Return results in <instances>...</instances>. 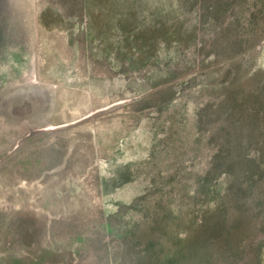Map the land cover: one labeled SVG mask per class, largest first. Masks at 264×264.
I'll list each match as a JSON object with an SVG mask.
<instances>
[{"label":"rangeland","instance_id":"obj_1","mask_svg":"<svg viewBox=\"0 0 264 264\" xmlns=\"http://www.w3.org/2000/svg\"><path fill=\"white\" fill-rule=\"evenodd\" d=\"M157 11L182 43L138 52L136 18ZM217 176L246 201L247 239L206 262L257 264L264 0H0V264H206Z\"/></svg>","mask_w":264,"mask_h":264},{"label":"trees","instance_id":"obj_2","mask_svg":"<svg viewBox=\"0 0 264 264\" xmlns=\"http://www.w3.org/2000/svg\"><path fill=\"white\" fill-rule=\"evenodd\" d=\"M170 18H174V22L171 24H169ZM127 20L128 17L125 19L118 17L116 22H113L114 31L117 27L118 29L119 27L123 30L127 29ZM136 21L138 23L136 24V29L139 30L135 39V42L138 43L136 48L138 49V52H144L146 50L144 49L145 46L149 47V45H152V47H154V44L156 45L157 41L167 42L169 39H172V41L175 42L173 48L176 49L182 43L181 34L183 31V22L180 23L177 18L175 19V16L171 17L170 13L165 14L163 11L150 13L147 20L148 26H146L145 29H140L139 20L137 18ZM168 25L171 26L169 27L171 29L167 27ZM133 27L135 26L133 25ZM159 46L160 45L156 47ZM228 181V178H219L217 176L212 185H205V183H203V188H201L200 191V200L201 203L206 206V209L201 215L200 233L198 234V243L196 247L199 259L206 264H208V262H206L208 261L206 260V255L209 253L211 255V253H213L215 250V244L219 241L230 242V246H232L231 240L235 237L234 241L236 248L234 250L232 247L231 253H235L236 251H238V253L245 252V249L240 248L239 242L247 239L246 230L244 228V209L242 208L243 204L246 205V201L245 199L235 198L232 187L230 188L231 183ZM237 185L238 189L242 191L247 187L244 179H241L240 183ZM235 205L240 206L242 209H234L236 207ZM219 247L220 245H218V248ZM261 250L263 249H259V247L257 248V264H264V250ZM187 257L190 258V255ZM174 258L175 257L169 256L165 262L168 263L169 260L172 261ZM191 258L193 257L191 256Z\"/></svg>","mask_w":264,"mask_h":264},{"label":"flooded vegetation","instance_id":"obj_3","mask_svg":"<svg viewBox=\"0 0 264 264\" xmlns=\"http://www.w3.org/2000/svg\"><path fill=\"white\" fill-rule=\"evenodd\" d=\"M24 129H25V128H24ZM29 129H30V128H29ZM22 130H23V129H21V136H22V137H23L24 135L27 134L26 137H25V139L22 138L23 141L25 140V143H26V141H27V143H29L30 141H32V140L34 139V138H32V139L29 138L30 135H29L28 130H26V131H25V130L22 131ZM19 134H20V133H19ZM33 141H34V140H33ZM27 143H26V144H27ZM20 146H22V144H17V147H20ZM36 261H37V260H36ZM20 262H21V261H20ZM34 262H35V261H33L32 264H34ZM21 263H22V262H21ZM11 264H19V263H17V261H15V262H12Z\"/></svg>","mask_w":264,"mask_h":264},{"label":"water","instance_id":"obj_4","mask_svg":"<svg viewBox=\"0 0 264 264\" xmlns=\"http://www.w3.org/2000/svg\"><path fill=\"white\" fill-rule=\"evenodd\" d=\"M52 129V128H51ZM44 132L47 131V130H43Z\"/></svg>","mask_w":264,"mask_h":264}]
</instances>
